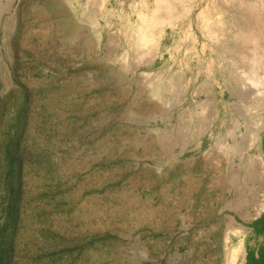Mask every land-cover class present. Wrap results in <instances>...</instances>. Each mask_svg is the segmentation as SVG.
<instances>
[{"label":"rangeland","instance_id":"1","mask_svg":"<svg viewBox=\"0 0 264 264\" xmlns=\"http://www.w3.org/2000/svg\"><path fill=\"white\" fill-rule=\"evenodd\" d=\"M241 2L0 0V264H264Z\"/></svg>","mask_w":264,"mask_h":264},{"label":"bare ground","instance_id":"2","mask_svg":"<svg viewBox=\"0 0 264 264\" xmlns=\"http://www.w3.org/2000/svg\"><path fill=\"white\" fill-rule=\"evenodd\" d=\"M240 4V7L238 6L239 9H237V16L239 17L237 18V20L239 24L237 25L235 23V25L238 26L236 28L237 30L235 32L233 31L232 35L227 38L228 42H233L232 46L230 45L233 54V63L230 64V81L231 84L235 86L233 90L234 95H237L238 98H240L242 101V103H237L238 111L242 114L245 120H249V117L251 115L254 116V114H252L254 109L252 110L249 105H252V102H258L264 105V53H259L258 50V47L261 48L259 46L260 42H264V14L260 13L262 11V8L264 7V4H262V6H259V3H257L255 0H242ZM235 5L237 4L235 3ZM202 16L206 17V12H203ZM203 17H201L200 15V19H202ZM205 19H207L206 26H210L212 24L211 19H209L208 17ZM226 21L228 20H225L222 16L218 19V23L216 21H213V23H216L218 26H220L221 31H225L227 28L222 24H225ZM147 37H149V35ZM263 51L264 50H262V52ZM246 102L249 105H246ZM259 121L260 122H256L254 124L252 122L253 125H251V130L247 129L249 131V133L247 132V137H249L248 139H246L247 141L244 139V136L238 143V145H241V142L246 141L244 143L245 147L243 149L242 155L244 153L246 154L247 151H250L251 149L257 147L261 130L264 127V118H262V120L260 118ZM249 122L251 124V121ZM234 130H232V132H234ZM235 147H237V145H235ZM238 149L240 148L238 147ZM249 160L251 161V159ZM247 176L246 182L251 179L250 183L252 184V194L254 192L255 194L258 193L256 194L258 196H255L253 194L254 198H256V201L252 203V206L255 207L258 213L259 210L264 206V201L261 203V200L259 199L261 191H263L264 198V156L260 153L259 155L255 156V159H253L249 169H247ZM239 232L240 231H235L234 233L238 234ZM230 241L231 235H228L226 238V245H228ZM226 249H228V247ZM243 250L244 246L243 244H240L238 246H233L228 251H226V264H246V255L243 254Z\"/></svg>","mask_w":264,"mask_h":264},{"label":"trees","instance_id":"3","mask_svg":"<svg viewBox=\"0 0 264 264\" xmlns=\"http://www.w3.org/2000/svg\"><path fill=\"white\" fill-rule=\"evenodd\" d=\"M254 227L259 230L264 229V215L256 220V222L254 223ZM260 259L262 260V262H264V251L261 252Z\"/></svg>","mask_w":264,"mask_h":264}]
</instances>
